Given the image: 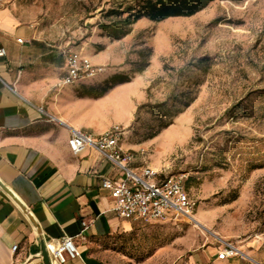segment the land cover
I'll use <instances>...</instances> for the list:
<instances>
[{
  "label": "rangeland",
  "instance_id": "rangeland-1",
  "mask_svg": "<svg viewBox=\"0 0 264 264\" xmlns=\"http://www.w3.org/2000/svg\"><path fill=\"white\" fill-rule=\"evenodd\" d=\"M113 2L0 0L17 25L107 68L52 94L95 98L114 74L131 75L96 102L92 120L126 129L136 165L189 179L195 221L135 222L97 242L106 261L264 264V0H215L193 16L144 18L120 39L101 27L115 19L106 14ZM226 242L242 253L219 260Z\"/></svg>",
  "mask_w": 264,
  "mask_h": 264
},
{
  "label": "crops",
  "instance_id": "crops-1",
  "mask_svg": "<svg viewBox=\"0 0 264 264\" xmlns=\"http://www.w3.org/2000/svg\"><path fill=\"white\" fill-rule=\"evenodd\" d=\"M0 47L7 49L0 57V264H45L42 246L64 235L81 251L66 264H108L97 242L135 222L112 210L114 199L102 182L124 173L95 149L76 154L69 145L71 127L94 134L107 129L92 120L105 97L52 94L67 71L66 49L1 9ZM84 220L91 224L83 232Z\"/></svg>",
  "mask_w": 264,
  "mask_h": 264
},
{
  "label": "built area",
  "instance_id": "built-area-1",
  "mask_svg": "<svg viewBox=\"0 0 264 264\" xmlns=\"http://www.w3.org/2000/svg\"><path fill=\"white\" fill-rule=\"evenodd\" d=\"M64 55L67 71L59 83L62 87L96 78L107 70L105 65L96 64L84 50L69 49L64 51ZM6 56V47H0V57ZM71 132L69 145L74 153L91 147L123 171V177H104L102 182L103 188L111 192L114 199L112 210L119 217L133 222H159L184 217L194 219L196 202L187 190V175H166L152 166L137 170L133 166L135 153L123 144L126 129L122 125L113 124L100 134L74 127H71ZM90 224L89 221H83V232ZM18 247L15 245L13 250L16 251ZM46 248L53 263L66 264L81 255L75 238L68 235L48 239ZM239 253L234 243L226 242L218 250L217 256L219 260H229Z\"/></svg>",
  "mask_w": 264,
  "mask_h": 264
},
{
  "label": "trees",
  "instance_id": "trees-1",
  "mask_svg": "<svg viewBox=\"0 0 264 264\" xmlns=\"http://www.w3.org/2000/svg\"><path fill=\"white\" fill-rule=\"evenodd\" d=\"M213 1L215 0H114L112 6L106 11V14L115 19L109 23H102L101 27L110 36L120 39L128 35L131 32L132 25L141 19L147 18L160 22L171 17L193 16L205 9ZM131 81V75L116 73L103 89V92L96 95L95 98H102L110 90ZM188 180L186 179V187L189 192Z\"/></svg>",
  "mask_w": 264,
  "mask_h": 264
},
{
  "label": "water",
  "instance_id": "water-1",
  "mask_svg": "<svg viewBox=\"0 0 264 264\" xmlns=\"http://www.w3.org/2000/svg\"><path fill=\"white\" fill-rule=\"evenodd\" d=\"M41 254L45 259V264H54L46 248V244L42 246Z\"/></svg>",
  "mask_w": 264,
  "mask_h": 264
},
{
  "label": "bare ground",
  "instance_id": "bare-ground-1",
  "mask_svg": "<svg viewBox=\"0 0 264 264\" xmlns=\"http://www.w3.org/2000/svg\"><path fill=\"white\" fill-rule=\"evenodd\" d=\"M195 221V218L193 219ZM198 222V220H196ZM240 253H242V250L239 248ZM54 264H59L57 261H54Z\"/></svg>",
  "mask_w": 264,
  "mask_h": 264
}]
</instances>
